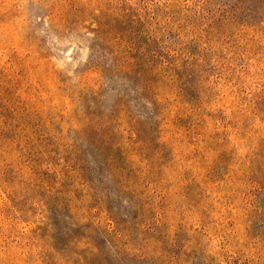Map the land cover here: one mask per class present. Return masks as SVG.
Returning a JSON list of instances; mask_svg holds the SVG:
<instances>
[{"label":"rangeland","instance_id":"1","mask_svg":"<svg viewBox=\"0 0 264 264\" xmlns=\"http://www.w3.org/2000/svg\"><path fill=\"white\" fill-rule=\"evenodd\" d=\"M0 264H264V0H0Z\"/></svg>","mask_w":264,"mask_h":264}]
</instances>
